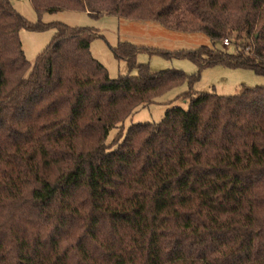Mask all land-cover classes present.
<instances>
[{"label":"trees","instance_id":"trees-1","mask_svg":"<svg viewBox=\"0 0 264 264\" xmlns=\"http://www.w3.org/2000/svg\"><path fill=\"white\" fill-rule=\"evenodd\" d=\"M30 1L39 14L155 20L212 45L156 51L195 62L187 74L153 71L137 55L155 50L123 41L113 54L138 73L112 78L93 28L32 23L0 0V264H264V86L203 92L108 142L206 67L264 75V0ZM50 27L31 63L20 30Z\"/></svg>","mask_w":264,"mask_h":264},{"label":"rangeland","instance_id":"rangeland-1","mask_svg":"<svg viewBox=\"0 0 264 264\" xmlns=\"http://www.w3.org/2000/svg\"><path fill=\"white\" fill-rule=\"evenodd\" d=\"M14 8L32 23L62 22L70 26H88L100 36L91 43V53L107 69L112 78L120 75H137V69L129 70L124 60H119L113 54L112 48L120 42L128 41L139 47L155 50L154 53L141 51L137 62L148 64L153 71L165 69L182 70L187 74H196L199 68L188 58L166 57L159 52H175L196 49L202 45H212L210 37L203 32H184L172 30L155 20L126 19L116 15L93 16L85 11L58 10L55 12L38 13L30 0H10ZM55 34L53 27L45 30H20L25 55L31 63L50 43ZM233 52V47L227 46ZM245 86H264V75L256 74L253 70L230 68L222 64L206 67L200 71L199 80L191 87L188 83L177 86L152 103L137 108L129 117L111 130L108 142L120 129L125 131L135 123L162 121L167 110L174 107L188 109L192 97L203 92H215L220 95H234ZM190 91V97L183 94Z\"/></svg>","mask_w":264,"mask_h":264},{"label":"built area","instance_id":"built-area-1","mask_svg":"<svg viewBox=\"0 0 264 264\" xmlns=\"http://www.w3.org/2000/svg\"><path fill=\"white\" fill-rule=\"evenodd\" d=\"M223 44L225 45V46H229L230 45V42H229V40L228 39H224V41H223Z\"/></svg>","mask_w":264,"mask_h":264}]
</instances>
